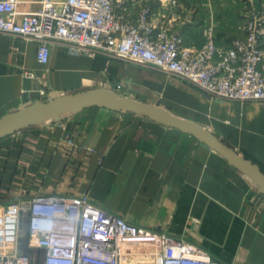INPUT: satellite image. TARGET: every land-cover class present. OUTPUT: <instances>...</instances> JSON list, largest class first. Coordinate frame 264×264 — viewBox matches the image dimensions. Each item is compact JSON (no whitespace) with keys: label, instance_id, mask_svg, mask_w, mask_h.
Instances as JSON below:
<instances>
[{"label":"crops","instance_id":"crops-1","mask_svg":"<svg viewBox=\"0 0 264 264\" xmlns=\"http://www.w3.org/2000/svg\"><path fill=\"white\" fill-rule=\"evenodd\" d=\"M38 1L19 0L17 10L34 11ZM176 1L149 5L156 19L173 22L183 45L197 49L209 28L219 46L243 37L261 0ZM36 51L35 41L0 33V117L68 94L177 85L173 76L102 53L90 57L54 44L40 64ZM182 83L189 115L156 107L212 133L264 172V100L213 98ZM47 121L0 139V206L23 196H85L133 225L195 242L220 264H264V195L206 144L144 116L104 108ZM17 251L42 264L44 250L28 245L24 228Z\"/></svg>","mask_w":264,"mask_h":264},{"label":"built area","instance_id":"built-area-1","mask_svg":"<svg viewBox=\"0 0 264 264\" xmlns=\"http://www.w3.org/2000/svg\"><path fill=\"white\" fill-rule=\"evenodd\" d=\"M149 1L39 0L22 12L19 0H0V33L35 41L40 64L51 45L63 44L154 68L213 98L264 100V0L247 17L243 37L219 46L209 28L197 49L173 34L170 19H156ZM22 228L28 245L44 250L42 264H220L195 242L133 225L85 196H23L0 206V264H32L17 251Z\"/></svg>","mask_w":264,"mask_h":264},{"label":"water","instance_id":"water-1","mask_svg":"<svg viewBox=\"0 0 264 264\" xmlns=\"http://www.w3.org/2000/svg\"><path fill=\"white\" fill-rule=\"evenodd\" d=\"M90 108H104L114 112L144 116L163 126L189 134L244 174L256 186L258 192L264 195V172L259 166L218 140L215 135L196 124L172 115L165 109L121 97L105 89L68 94L49 101H36L7 113L0 117V139L20 130L39 126L48 119L58 122L64 114H78Z\"/></svg>","mask_w":264,"mask_h":264},{"label":"rangeland","instance_id":"rangeland-1","mask_svg":"<svg viewBox=\"0 0 264 264\" xmlns=\"http://www.w3.org/2000/svg\"><path fill=\"white\" fill-rule=\"evenodd\" d=\"M175 82L177 83V87L175 86L170 89H167L164 86L156 88H150L148 86L145 90L136 88L133 91H129L127 88L121 87L122 89L117 95L127 97L135 101L145 102L154 106H161L168 109L171 113L189 115L190 111L186 108V105H189L188 101L190 100L188 93H186L188 90L184 87V83H182V81L177 79ZM183 91L185 93H182ZM49 121H52V119H49L47 122ZM125 261V264H134L132 262L135 260L126 259Z\"/></svg>","mask_w":264,"mask_h":264}]
</instances>
